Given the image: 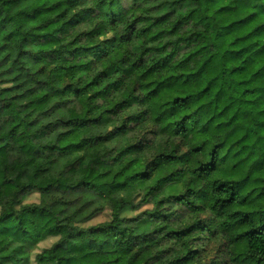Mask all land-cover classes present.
Returning a JSON list of instances; mask_svg holds the SVG:
<instances>
[{
	"label": "trees",
	"instance_id": "trees-1",
	"mask_svg": "<svg viewBox=\"0 0 264 264\" xmlns=\"http://www.w3.org/2000/svg\"><path fill=\"white\" fill-rule=\"evenodd\" d=\"M216 1L0 0V264H264V0Z\"/></svg>",
	"mask_w": 264,
	"mask_h": 264
},
{
	"label": "rangeland",
	"instance_id": "rangeland-1",
	"mask_svg": "<svg viewBox=\"0 0 264 264\" xmlns=\"http://www.w3.org/2000/svg\"><path fill=\"white\" fill-rule=\"evenodd\" d=\"M229 5L232 9L229 12L226 13H221L218 15L217 18V23L219 25H225V24H229L231 22L234 21H238L241 20L244 15H240V13H238L236 10V5H234V0H217L215 4L212 5V8L214 10H217L218 8H220L223 5ZM236 11V12H231V11ZM241 16V17H240ZM264 20V18H259L257 19V21H251L246 23L245 25H241L239 26V28H236L235 30L233 29L228 36L226 37V39H224L225 41L229 42L234 40L236 37H239L240 35H243L245 32L251 30L256 24L262 22ZM42 176V177H41ZM40 178L38 179L41 182H46L47 178L45 177V175H41ZM39 198L38 195H32L27 199V203H33V202H38ZM54 243V241H48L44 244H42L40 246V249L43 250L45 247L51 246Z\"/></svg>",
	"mask_w": 264,
	"mask_h": 264
}]
</instances>
